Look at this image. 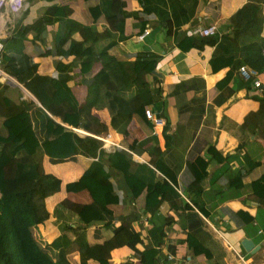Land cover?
<instances>
[{
    "label": "crops",
    "instance_id": "1",
    "mask_svg": "<svg viewBox=\"0 0 264 264\" xmlns=\"http://www.w3.org/2000/svg\"><path fill=\"white\" fill-rule=\"evenodd\" d=\"M121 1L123 32L127 37L112 43L105 35L109 28L104 19L100 16L93 21L88 14V7L98 0H28L25 9L3 15L0 29L3 41L39 16L47 14L48 20L51 19L48 12L53 5L66 7L65 17L75 24L90 25L94 29L82 44V47L91 48L89 58L92 64L85 72L80 70L79 56L63 53L68 41L59 48L55 47L56 22L47 21L35 40L31 39V31L26 32L22 41L21 54L29 55L30 61L36 63L37 74L54 79L62 77L63 73L67 75L65 83L79 108L80 125L77 128L63 123L60 115L48 112L23 82L13 76L8 74L10 78L0 82V87H5L4 94L12 100L18 91V99L32 102L33 107L46 113L55 123L72 129L80 137H88L86 145L95 147L60 162H51L46 155L42 156L43 171L55 175L60 180V188L44 197L48 217L36 225L39 238L50 242L59 234L51 214L55 203L63 198L83 204L91 202L86 190L66 191L65 183L77 179L98 158L99 150L102 151V162L107 165L108 153L117 149L126 152L130 172L140 173L138 166L145 164L155 171L157 178L165 179L175 194L164 189L163 200L151 217L144 208L145 190L132 197L122 171L105 167L118 200L109 207L111 215L102 212V220L86 227L85 236L91 245H111L107 264H140L139 252L151 245L148 229L164 218L170 219L164 227L165 236L158 252V259L164 264H264V198L256 196L250 189V182L264 173V141L257 136L252 120L257 109L261 111L264 106V99L263 105L260 101L264 94V70L250 73L259 85L247 89L240 85L246 78L239 72V67H244L247 73L250 69L240 61L236 52H232L230 66L212 72L208 59L214 51L213 46L198 42L187 51L168 47L156 18L139 12L141 7L136 0ZM244 1H201L195 21L184 24L181 29L197 31L214 25L215 32L221 34L227 30L228 17ZM131 12H137V15ZM139 19H144V30H148L142 39L137 38ZM261 34L264 36V20ZM71 39L79 40L78 32L73 33ZM141 51L160 55L153 69L157 74H146L145 80L150 87L159 90L158 101L148 107L163 123L154 131L148 119L149 122L141 126L132 117L126 126L127 134L123 135L112 128L121 122V118L110 119L100 92L89 103L93 90L97 88L93 79L103 60L131 61ZM64 64H71L65 72L61 70ZM226 71L230 76L221 82ZM37 91L44 97L41 88ZM30 113L33 125L39 127L38 112L32 108ZM91 122L99 132L83 129ZM148 135L157 141L163 173L148 163V148L153 143L147 140ZM145 138V143L141 144ZM209 147L215 150L214 155L207 151ZM198 158L207 163L205 176L200 181H196L202 171L196 163ZM33 185L25 183L23 187L31 192L37 188ZM133 238L137 240L133 241ZM243 239H249L253 247L245 249L241 243ZM197 244L208 250V257L193 255L192 248ZM73 259L77 261V256L73 255Z\"/></svg>",
    "mask_w": 264,
    "mask_h": 264
},
{
    "label": "trees",
    "instance_id": "2",
    "mask_svg": "<svg viewBox=\"0 0 264 264\" xmlns=\"http://www.w3.org/2000/svg\"><path fill=\"white\" fill-rule=\"evenodd\" d=\"M140 4L141 13L153 16L158 20L163 40L168 47H176L187 51L200 42L214 47L208 59L212 72L230 66L232 52H236L240 61L255 73L264 70V36L263 27L264 0H245L227 19V30L221 34L213 33L201 36L197 33L188 35L181 29L186 23L194 22L199 12L201 1L205 0H136ZM68 10L64 6L50 7L48 14L37 17L28 25H23L17 32L4 39L0 54V66L7 74L30 91L51 114H58L63 123L77 128L80 125L78 103L66 85L67 75L51 78L36 73V63L30 61L29 55L21 54L22 41L25 33L32 32V40L37 39L47 21L58 25L55 30L54 45L61 47L65 55H77L80 58V70L87 71L92 60L89 58L91 48L82 47L88 40V33L94 31L90 25L75 24L65 17ZM90 18L95 21L100 16L107 23L105 35L109 43L123 40L127 36L123 32V2L121 0H98L88 7ZM137 15V12H131ZM144 19H139V30L144 29ZM78 32L80 39H71ZM94 39V38H92ZM82 47V48H81ZM100 54V53H98ZM160 55L152 51L138 52L131 61H116L111 58L103 60L101 68L94 75L97 88L93 90L89 103L95 95L103 96L110 119L121 118V122L112 128L121 134H127L126 126L133 117L142 126L149 121L144 115V106H150L158 101V89H153L145 80V75L151 71ZM71 64H64L61 70L67 71ZM230 72L226 71L222 81H226ZM254 76L245 79L241 86L247 89L252 86ZM4 86L0 87V261L2 264H107L108 251L111 245L89 244L85 229L93 223L102 220L103 213L111 215L110 206L117 203L112 182L105 167H114L122 171V175L131 196L136 197L143 189L144 208L153 217L163 200L164 189L175 191L165 179L157 178L155 171L145 164L138 166L140 173L130 172L126 152L115 149L107 155V165L102 162L99 150L98 158L92 161L73 180L65 183L66 191L86 190L91 197L88 204L77 203L63 198L54 204L52 209L53 223L59 234L50 242L39 238L36 225L48 217L43 200L60 188V180L51 173L43 171L41 159L46 155L51 162H60L86 149L95 147L86 145L88 137L78 136L72 129L55 123L46 113L33 107V103L18 99L19 92L12 100L4 94ZM41 88L44 97L38 93ZM257 88V86H256ZM260 101L263 105L264 94ZM263 98V99H262ZM55 105L57 108H52ZM39 114V127L31 121V109ZM264 106L257 109L252 117L256 134L264 141ZM94 123V121H93ZM151 124V122H150ZM84 130L99 132L93 128L92 122L83 126ZM101 127H104L101 125ZM163 126V130H164ZM103 129V128H102ZM43 133V136H39ZM168 137V136H167ZM148 141H153L148 148V163L163 173L160 165V149L155 137L148 135ZM146 138L140 143H145ZM207 151L214 155L215 150ZM119 163V164H118ZM201 172L196 176L200 181L205 176L206 161L198 158ZM25 183H33L35 190H26ZM250 189L256 196L264 198V173L250 182ZM187 207V204H184ZM154 223V222H153ZM170 219L164 218L158 224H152L148 229L151 245L145 246L138 254L140 264H164L158 259L159 246L165 236L164 227ZM132 239V238H130ZM133 238V241H136ZM132 242V241H131ZM193 255L209 256L208 250L202 245L192 248ZM77 256V261L73 259ZM210 264H221L211 262Z\"/></svg>",
    "mask_w": 264,
    "mask_h": 264
},
{
    "label": "built area",
    "instance_id": "3",
    "mask_svg": "<svg viewBox=\"0 0 264 264\" xmlns=\"http://www.w3.org/2000/svg\"><path fill=\"white\" fill-rule=\"evenodd\" d=\"M28 5V0H0V29H1V23H2V17L5 13H17L20 10H23ZM188 35L192 34H199L201 36H209L215 33V27L214 25H209L205 28L198 29L197 31L188 30L186 31ZM137 38L142 39L145 35L148 34V30H142L137 33ZM3 47V39L0 37V54ZM239 72L241 75H243L246 79L249 78L250 73L254 72V70L250 69L248 73L244 71V67H239ZM10 76L3 71V69L0 66V82H4L8 80ZM252 84L254 86L259 85V81L257 79H254ZM143 112L145 117L151 122V127L155 131L157 126H160L163 121L160 117H156L152 114L150 108L148 106H144Z\"/></svg>",
    "mask_w": 264,
    "mask_h": 264
},
{
    "label": "water",
    "instance_id": "4",
    "mask_svg": "<svg viewBox=\"0 0 264 264\" xmlns=\"http://www.w3.org/2000/svg\"><path fill=\"white\" fill-rule=\"evenodd\" d=\"M151 72L157 74L154 70ZM241 243L245 249H251L253 247V243L249 239H243Z\"/></svg>",
    "mask_w": 264,
    "mask_h": 264
},
{
    "label": "rangeland",
    "instance_id": "5",
    "mask_svg": "<svg viewBox=\"0 0 264 264\" xmlns=\"http://www.w3.org/2000/svg\"><path fill=\"white\" fill-rule=\"evenodd\" d=\"M2 21H3V17H2V19H1ZM1 25H2V23H1Z\"/></svg>",
    "mask_w": 264,
    "mask_h": 264
}]
</instances>
